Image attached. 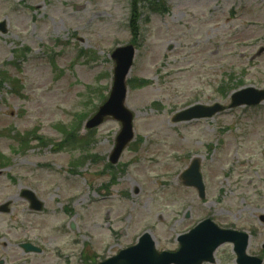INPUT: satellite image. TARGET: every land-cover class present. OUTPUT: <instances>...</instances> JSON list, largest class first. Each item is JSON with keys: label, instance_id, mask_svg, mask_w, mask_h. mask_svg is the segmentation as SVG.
<instances>
[{"label": "rangeland", "instance_id": "obj_1", "mask_svg": "<svg viewBox=\"0 0 264 264\" xmlns=\"http://www.w3.org/2000/svg\"><path fill=\"white\" fill-rule=\"evenodd\" d=\"M160 1L165 12L140 23L128 77L150 80L128 87L135 140L106 173L119 122L107 118L92 136L85 127L64 149L58 126L87 112L88 87L110 94L111 55L133 39L131 0H0L8 31L0 32V74L17 79L0 93V153L11 161L0 169V205H12L0 215V264H99L145 232L159 252H176L177 238L207 218L247 231L250 255L262 250L264 104L192 123L172 119L192 105L228 106L218 90L233 76L264 90V0ZM30 131L55 142L22 151L13 136ZM194 159L205 201L183 184ZM25 189L44 203L40 214L22 198ZM27 241L42 254H26L19 245ZM215 258L237 262L231 245Z\"/></svg>", "mask_w": 264, "mask_h": 264}, {"label": "water", "instance_id": "obj_2", "mask_svg": "<svg viewBox=\"0 0 264 264\" xmlns=\"http://www.w3.org/2000/svg\"><path fill=\"white\" fill-rule=\"evenodd\" d=\"M0 32L7 33V23L0 25ZM135 48L132 46L117 49L112 56L116 66L114 68V85L111 90V96L106 104L99 110L97 115L87 125L89 129L99 126L105 120V117H113L114 120L122 124V130L116 140V148L112 155V163L116 164L120 159L122 152L128 147V144L134 139L133 134V114L125 107L127 97V76L133 65ZM264 102V91L256 88L244 89L234 94L230 108L240 106H256ZM225 108L216 104L214 106H196L181 112L174 118V122L191 121L193 119L210 118L213 115L224 112ZM200 164L193 163V167L184 173L185 184L196 187L201 199H205V186L202 183V176L199 174ZM25 196L32 210L41 211L43 204L40 203L35 193L24 191ZM9 205H4L0 211H8ZM189 216V215H188ZM181 249L176 254L165 252L159 254L156 252V242L153 237L146 233L140 239L139 245L130 249L121 251L120 255L109 261L100 264H203L205 262L214 263L213 255L219 246L233 242L235 244L238 256V264H261L256 258L247 256V245L249 238L246 234L232 231H223L217 228L211 220L198 225L194 231L186 236L180 237ZM28 251L36 249L25 246Z\"/></svg>", "mask_w": 264, "mask_h": 264}, {"label": "trees", "instance_id": "obj_3", "mask_svg": "<svg viewBox=\"0 0 264 264\" xmlns=\"http://www.w3.org/2000/svg\"><path fill=\"white\" fill-rule=\"evenodd\" d=\"M143 2H146L147 4V8L144 4H142ZM161 8H164V5H160L159 3L156 2V0H132L131 2V20H130V29H131V33L132 36L135 38H138L139 34H140V26H139V22L141 17L143 16V13L148 11L149 13L154 12V11H159ZM6 72V71H5ZM0 92H2V90L4 89L6 83H10L11 86H15L14 84L17 82L15 80H10L7 74H4V72H2L0 74ZM150 82L149 81H144V80H136V82L134 83V86L136 87H145L147 85H149ZM243 84H237V85H233V86H229V87H223L222 92L224 94L231 92L234 88L236 87H240ZM97 100H104L105 97L103 98L102 95L100 96H96ZM96 108V106L94 107ZM88 115L84 114L83 117H80L77 121V123H74L70 129L66 128V127H60L59 129L61 130V132L63 134L66 135L67 139L65 144H62V147L64 145H72L75 140L77 139V130L79 128H81V124L83 123V120L87 118ZM31 138V139H30ZM14 139H16V142L20 143V150L25 151L26 148H28L30 146V142L32 139L38 140L40 142H42L43 144H48L51 143V141L43 138L42 136L38 137L37 136V131H34L32 133L27 134L26 136L21 135L20 133L18 135H16L14 137ZM9 160L0 153V167H4L8 165Z\"/></svg>", "mask_w": 264, "mask_h": 264}, {"label": "flooded vegetation", "instance_id": "obj_4", "mask_svg": "<svg viewBox=\"0 0 264 264\" xmlns=\"http://www.w3.org/2000/svg\"><path fill=\"white\" fill-rule=\"evenodd\" d=\"M264 254V252H262Z\"/></svg>", "mask_w": 264, "mask_h": 264}]
</instances>
